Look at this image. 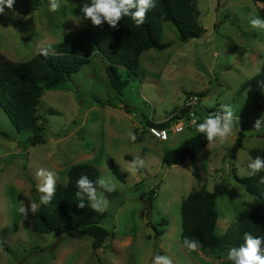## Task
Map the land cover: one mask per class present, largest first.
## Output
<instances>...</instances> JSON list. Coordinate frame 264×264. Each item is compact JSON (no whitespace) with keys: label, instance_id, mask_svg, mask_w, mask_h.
Returning a JSON list of instances; mask_svg holds the SVG:
<instances>
[{"label":"rangeland","instance_id":"obj_1","mask_svg":"<svg viewBox=\"0 0 264 264\" xmlns=\"http://www.w3.org/2000/svg\"><path fill=\"white\" fill-rule=\"evenodd\" d=\"M60 5L52 12L49 0H44L26 15L5 7L6 14L0 15V59L28 60L41 51L52 52L50 48L63 40L82 36L91 20L77 12L76 0H60ZM193 8L205 34L183 42L176 26L165 22L162 40L172 46L145 51L136 73L119 66L129 80L123 93L112 87L108 61L99 51L66 83L54 88L43 83L38 113L45 143L32 145L33 132L19 131L0 106V264H153L156 255L168 256L174 264L232 263L227 259L230 247L217 254L184 246L182 202L193 190L213 191L225 182L228 190L217 199V233L223 234L254 200L234 174L248 176L251 154L264 152V128H253L264 114V86L244 88L261 70L264 30L249 22L252 16L262 18L253 0H193ZM189 92L197 93L205 113H216L227 104L240 121L227 142L208 144L195 160L170 166L163 160L166 151L196 135V128L171 130L169 139L161 140L149 126L177 113ZM109 100L116 105H106ZM239 132L244 134L243 147L235 149ZM110 158L127 174L126 181L113 174ZM136 160L143 166L132 174L127 169ZM85 163L116 183L114 192L100 189L109 201L101 225L115 237L96 251L93 238L78 231L59 236L32 228L30 204H41L37 185L43 184L46 173H55L57 187L68 183L73 166ZM195 167L201 181L194 175ZM41 169L44 177L36 175ZM21 206L29 208L27 214L18 211ZM157 231L164 233L156 237Z\"/></svg>","mask_w":264,"mask_h":264},{"label":"trees","instance_id":"obj_2","mask_svg":"<svg viewBox=\"0 0 264 264\" xmlns=\"http://www.w3.org/2000/svg\"><path fill=\"white\" fill-rule=\"evenodd\" d=\"M253 1L258 6L260 16L264 18V0ZM43 3L44 0H15L13 9L9 10L26 15L39 9ZM90 3L91 0H76L77 12L84 15L81 9ZM153 3L155 7L149 8L145 13L143 24L137 25L132 18L139 10L137 6L130 8L129 15L122 16L115 27L106 20L99 26L93 25L91 21L82 36L55 44L50 48L52 52H47V55H43L44 52L41 51L28 60L14 63L0 59V106L19 131L33 132L30 138L32 145L46 142L45 128L39 124L41 117L38 113V105L45 92L43 83L47 88L66 83L74 73L91 62V56L95 51H99L108 61L106 72L112 87L121 94L129 85V80L120 73L119 66L136 73L145 51L150 49L163 51L172 46L173 42L162 40L165 22H172L176 26L183 42H189L205 34L206 29L195 15L193 0H153ZM249 86L257 90L264 86V59L261 70L246 82L244 88ZM193 94L197 95L193 92L187 93L185 102ZM204 95L205 93L200 94ZM106 105L115 106L116 103L109 100ZM190 110L191 107L182 105L176 111L182 115H189ZM199 114L203 112L200 111ZM206 117L203 114L196 125L202 123ZM175 119L176 116L170 117L164 122H152V125L160 128L169 127ZM243 141L244 134L239 132L234 148L243 147ZM208 144L204 134L197 133L180 146L166 151L163 160L170 166L183 164L188 158L195 160L198 153ZM258 155L264 156V152L251 154L248 164ZM108 164L117 178L126 181L127 174L113 158L108 160ZM249 171L251 172V169ZM81 175H87L90 180L95 181L100 177V171L97 166L89 163L73 166L68 172V183L56 187L51 204L41 203L34 212L32 228L36 232L56 233L59 236L78 231L93 238L92 247L96 251L115 235L101 225V221L107 216L106 211L97 213L91 209L86 197L83 200L85 207L78 206L81 201L75 195L76 182ZM194 175L199 181L202 180L198 167H195ZM261 175H264V172L246 177L234 174L235 179L254 195V200L223 234L217 233L219 220L217 199L227 192L228 185L222 182L216 184L213 191L205 187L193 190L182 202L183 242L185 238L195 239L199 241L202 250L219 254L227 247H239L244 244L245 232L251 233L254 237H264V184L258 182ZM93 186L97 185L94 183ZM153 194L150 193V196L153 197ZM163 233L157 231L156 237L162 236ZM261 254L264 255V244L261 245Z\"/></svg>","mask_w":264,"mask_h":264},{"label":"clouds","instance_id":"obj_3","mask_svg":"<svg viewBox=\"0 0 264 264\" xmlns=\"http://www.w3.org/2000/svg\"><path fill=\"white\" fill-rule=\"evenodd\" d=\"M15 0H0V15H4L5 7L13 9ZM60 0H49V10L57 12L60 9ZM139 8L133 15V20L137 25L144 23L145 13L149 8L155 7L153 0H91L90 5H84L81 11L85 18L91 19L93 25L99 26L102 21L106 20L113 27L124 15H129V9L133 7ZM254 29L264 30V18L259 16H252L249 20ZM43 55H47L44 52ZM240 117L236 116L233 108L230 105L222 104L220 111L210 113L206 119L196 125V132L204 134L209 145L214 142L221 144L228 141V139L235 134V127ZM254 130L259 131L264 128V114L255 120L253 124ZM128 136L135 141V134L131 131ZM143 166L142 160H136L131 163V167L127 169L132 174H135L139 167ZM251 169L249 175L255 176L264 172V156H256L254 160L248 164ZM41 177L45 176V170L41 169L39 173ZM264 184V175L260 176L258 181ZM94 183L97 185L94 187ZM77 191L75 193L80 208H84V198H87L88 205L97 213H103L107 210L108 199L105 197L100 189H106L108 192L116 191V183L105 177H98L95 181L89 179L87 175H81L76 182ZM37 190L42 193L41 203L44 205L51 204L56 193V177L55 173L48 171L46 179L43 184L37 185ZM35 203L30 204V209L35 212L37 210ZM29 208L26 206L19 207L18 211L21 214H27ZM245 243L239 247L233 246L228 250L227 259L232 261L233 264H264V255L261 254V245L264 244V237H254L251 233H244ZM184 246L189 251H196L199 247V241L195 239H184ZM153 264H174V261L168 256L156 255Z\"/></svg>","mask_w":264,"mask_h":264},{"label":"built area","instance_id":"obj_4","mask_svg":"<svg viewBox=\"0 0 264 264\" xmlns=\"http://www.w3.org/2000/svg\"><path fill=\"white\" fill-rule=\"evenodd\" d=\"M185 106L191 107L189 115H182L180 112L173 114L171 117H175V121L169 126L160 128L154 125L149 126L150 133L161 139L168 140L170 137V131L175 130L176 132L183 131L185 128H195L196 123L200 118H202L203 114L208 116L211 111H203V107L200 105V98L197 95H191L184 104ZM202 109L203 114H199V109ZM213 113V112H212ZM215 113V112H214ZM169 119V118H168ZM166 121V120H165ZM164 122V121H162Z\"/></svg>","mask_w":264,"mask_h":264},{"label":"water","instance_id":"obj_5","mask_svg":"<svg viewBox=\"0 0 264 264\" xmlns=\"http://www.w3.org/2000/svg\"><path fill=\"white\" fill-rule=\"evenodd\" d=\"M192 159V158H191ZM28 174H29V171H28ZM147 205H148V218H149V221L151 220L152 218V211H153V205H152V199H147Z\"/></svg>","mask_w":264,"mask_h":264},{"label":"crops","instance_id":"obj_6","mask_svg":"<svg viewBox=\"0 0 264 264\" xmlns=\"http://www.w3.org/2000/svg\"><path fill=\"white\" fill-rule=\"evenodd\" d=\"M141 59H142V56H141ZM141 59H140V60H141Z\"/></svg>","mask_w":264,"mask_h":264}]
</instances>
